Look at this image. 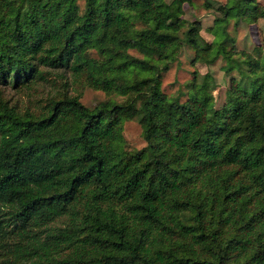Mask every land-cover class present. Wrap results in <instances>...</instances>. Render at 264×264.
I'll return each instance as SVG.
<instances>
[{
  "label": "trees",
  "instance_id": "1",
  "mask_svg": "<svg viewBox=\"0 0 264 264\" xmlns=\"http://www.w3.org/2000/svg\"><path fill=\"white\" fill-rule=\"evenodd\" d=\"M80 1L0 0V84L63 68L127 97L90 108L65 93L38 115L0 100V264H264V35L239 50L228 30L264 2L207 0L208 42L198 19L184 29L191 0ZM184 44L238 70L220 109L197 75L184 100L162 89ZM131 119L141 149L125 148Z\"/></svg>",
  "mask_w": 264,
  "mask_h": 264
},
{
  "label": "rangeland",
  "instance_id": "2",
  "mask_svg": "<svg viewBox=\"0 0 264 264\" xmlns=\"http://www.w3.org/2000/svg\"><path fill=\"white\" fill-rule=\"evenodd\" d=\"M207 0H191V3H185L184 19L186 20V30L188 24L198 19L203 29L201 35L205 41L211 42L214 39V33L210 31L213 26L215 17L219 12L215 8L205 6ZM214 4L225 3L226 0H209ZM264 2V0H260ZM80 3H83L81 0ZM235 21L232 20L228 25L229 33L235 38L237 49H245L251 51L254 47L262 42L260 40V31L264 35V18L259 19L257 23L241 22L235 26ZM264 58V43L262 44ZM133 54L142 56L137 50H131ZM195 50L188 44H184L177 53L171 67L163 72L161 77L162 89L171 95H181V99H186L187 88L186 84L197 75L199 80H207L211 86V91L214 95V104L217 109H220L226 100V90L230 86L231 78L241 77L238 70L228 72L224 66L225 60L220 57L215 63L207 64L202 61L193 62ZM44 77L37 79L33 83L26 86L14 87L11 83L0 84V100L5 101L9 107H12L20 114H35L38 115L48 107L52 99L59 98L63 94L69 96L78 95L80 100L90 108L97 106L103 101L115 98L118 101L126 100L120 95H109L106 92L94 89L87 85L85 77L71 75L69 70L63 68L44 67ZM208 74V76H207ZM14 77V76H12ZM12 82L16 78L10 79ZM10 81V82H11ZM242 81L241 84L246 85ZM122 136L125 140V148L128 150L141 149L146 145L142 135V126L137 119L127 120L123 125ZM79 207V206H78ZM81 208L83 206H80ZM78 209H72L64 214L51 224V229L56 227H65L73 219V213ZM50 229V230H51ZM45 235L47 230L41 231Z\"/></svg>",
  "mask_w": 264,
  "mask_h": 264
}]
</instances>
